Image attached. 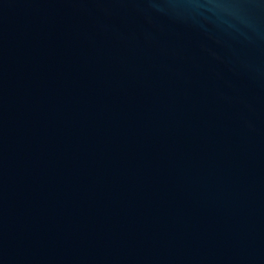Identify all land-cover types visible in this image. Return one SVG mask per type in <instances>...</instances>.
<instances>
[{"label": "water", "instance_id": "1", "mask_svg": "<svg viewBox=\"0 0 264 264\" xmlns=\"http://www.w3.org/2000/svg\"><path fill=\"white\" fill-rule=\"evenodd\" d=\"M0 264H264V0H0Z\"/></svg>", "mask_w": 264, "mask_h": 264}]
</instances>
